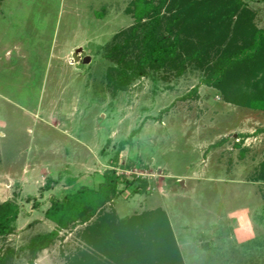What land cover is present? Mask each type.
<instances>
[{
  "label": "rangeland",
  "instance_id": "1",
  "mask_svg": "<svg viewBox=\"0 0 264 264\" xmlns=\"http://www.w3.org/2000/svg\"><path fill=\"white\" fill-rule=\"evenodd\" d=\"M135 1L0 0V204L20 205L14 231L0 237L5 264H68L93 250L85 238L97 221L157 209L176 237L174 264H264V111L225 100L195 63L181 75L149 70L114 95L108 73L119 48L129 58L140 51L125 41ZM237 1L231 26L264 28V0ZM171 12L163 8L162 19ZM136 129L115 169L120 188L125 179L146 186L124 188L32 259L31 238L56 226L45 217L51 197L72 190L70 177L74 189L97 187Z\"/></svg>",
  "mask_w": 264,
  "mask_h": 264
},
{
  "label": "trees",
  "instance_id": "2",
  "mask_svg": "<svg viewBox=\"0 0 264 264\" xmlns=\"http://www.w3.org/2000/svg\"><path fill=\"white\" fill-rule=\"evenodd\" d=\"M135 2L137 24L125 41L129 44L131 40L135 41L140 51L129 58L122 51L124 48H119L117 65L108 73L114 95L126 90L137 77L148 75L149 70L168 68L181 75L187 65L195 63L204 73L202 83L218 88L225 100L264 111V28L249 25L247 21L231 26L240 1L237 5L232 3L233 0ZM167 6L172 12L165 20L161 15ZM138 131L133 130L127 139L120 141L112 167L104 171L103 180L97 187L81 185L63 195L51 197L45 217L56 226L31 238L27 248L32 259L40 250L49 247L62 229L77 221H90L124 188L139 193L142 188L139 186H146V181L141 178L125 179L124 188H120V177L115 169L120 152L133 143V136ZM134 165V161H130L124 166L131 169ZM259 176L264 179V164ZM76 181V177H70L67 183L73 185ZM135 183L137 187H134ZM19 213L20 205L14 200L0 204V237L14 231ZM110 219L111 222L105 218L97 221L96 236L85 238L94 251L80 250L68 264H156L157 260L174 264L182 261L174 231L163 209L122 220ZM159 246H163L161 254L156 251ZM5 263L6 257L0 255V264Z\"/></svg>",
  "mask_w": 264,
  "mask_h": 264
},
{
  "label": "crops",
  "instance_id": "3",
  "mask_svg": "<svg viewBox=\"0 0 264 264\" xmlns=\"http://www.w3.org/2000/svg\"><path fill=\"white\" fill-rule=\"evenodd\" d=\"M70 187H71L70 189H72V190L74 189V186L73 185H70Z\"/></svg>",
  "mask_w": 264,
  "mask_h": 264
},
{
  "label": "water",
  "instance_id": "4",
  "mask_svg": "<svg viewBox=\"0 0 264 264\" xmlns=\"http://www.w3.org/2000/svg\"><path fill=\"white\" fill-rule=\"evenodd\" d=\"M86 61H90V57H87V58H86Z\"/></svg>",
  "mask_w": 264,
  "mask_h": 264
}]
</instances>
